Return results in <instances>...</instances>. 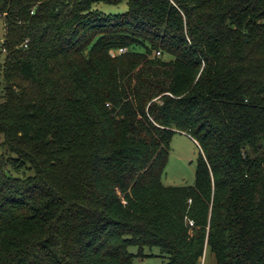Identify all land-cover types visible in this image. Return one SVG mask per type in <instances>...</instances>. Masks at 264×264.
I'll return each instance as SVG.
<instances>
[{"label": "trees", "instance_id": "1", "mask_svg": "<svg viewBox=\"0 0 264 264\" xmlns=\"http://www.w3.org/2000/svg\"><path fill=\"white\" fill-rule=\"evenodd\" d=\"M0 24V264H264V0H0ZM176 134L191 187L163 183Z\"/></svg>", "mask_w": 264, "mask_h": 264}, {"label": "rangeland", "instance_id": "2", "mask_svg": "<svg viewBox=\"0 0 264 264\" xmlns=\"http://www.w3.org/2000/svg\"><path fill=\"white\" fill-rule=\"evenodd\" d=\"M98 8L106 14L117 15L127 11V5L121 4L120 6H109L101 4ZM4 26L0 24V42L4 36ZM0 55V62L3 61ZM0 94L2 88L0 87ZM3 137L0 136V143ZM1 153V151H0ZM199 158V149L197 144L186 134H176L171 144V152L169 161L163 176V183L166 186L172 187H191L195 185L196 181V168ZM136 249L132 252L136 253ZM147 254L152 256L144 259H137L136 264H168L167 259L160 254L157 249L152 252L148 251ZM206 264H215L214 258L210 252L205 255Z\"/></svg>", "mask_w": 264, "mask_h": 264}, {"label": "built area", "instance_id": "3", "mask_svg": "<svg viewBox=\"0 0 264 264\" xmlns=\"http://www.w3.org/2000/svg\"><path fill=\"white\" fill-rule=\"evenodd\" d=\"M27 43V42H26ZM127 52V49H121L119 52H118V55H121L123 53H126ZM117 54L116 53H112V56H116ZM158 55H160V53H158ZM191 225H193V223H191ZM204 264V262L202 263Z\"/></svg>", "mask_w": 264, "mask_h": 264}]
</instances>
